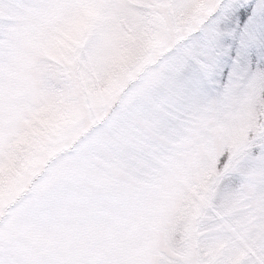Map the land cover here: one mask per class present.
<instances>
[{"label": "snow or ice", "instance_id": "6c2138e0", "mask_svg": "<svg viewBox=\"0 0 264 264\" xmlns=\"http://www.w3.org/2000/svg\"><path fill=\"white\" fill-rule=\"evenodd\" d=\"M0 264H264V0H0Z\"/></svg>", "mask_w": 264, "mask_h": 264}]
</instances>
